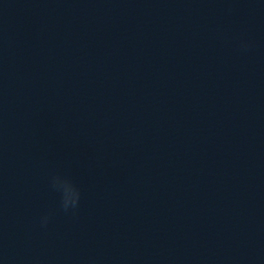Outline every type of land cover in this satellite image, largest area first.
I'll use <instances>...</instances> for the list:
<instances>
[{
    "label": "water",
    "instance_id": "obj_1",
    "mask_svg": "<svg viewBox=\"0 0 264 264\" xmlns=\"http://www.w3.org/2000/svg\"><path fill=\"white\" fill-rule=\"evenodd\" d=\"M0 174V264H85Z\"/></svg>",
    "mask_w": 264,
    "mask_h": 264
},
{
    "label": "clouds",
    "instance_id": "obj_2",
    "mask_svg": "<svg viewBox=\"0 0 264 264\" xmlns=\"http://www.w3.org/2000/svg\"><path fill=\"white\" fill-rule=\"evenodd\" d=\"M242 49L249 47L247 42H242ZM51 187L60 194V208L65 212H69L70 209H76L79 206L81 199V192L75 182L68 176L61 174H53L50 177ZM49 216L45 215L41 217V226H47Z\"/></svg>",
    "mask_w": 264,
    "mask_h": 264
}]
</instances>
